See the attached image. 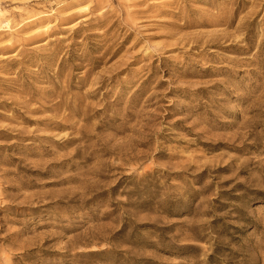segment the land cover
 I'll list each match as a JSON object with an SVG mask.
<instances>
[{
    "label": "rangeland",
    "instance_id": "374dc122",
    "mask_svg": "<svg viewBox=\"0 0 264 264\" xmlns=\"http://www.w3.org/2000/svg\"><path fill=\"white\" fill-rule=\"evenodd\" d=\"M0 14V264H264V0Z\"/></svg>",
    "mask_w": 264,
    "mask_h": 264
},
{
    "label": "bare ground",
    "instance_id": "6f19581e",
    "mask_svg": "<svg viewBox=\"0 0 264 264\" xmlns=\"http://www.w3.org/2000/svg\"><path fill=\"white\" fill-rule=\"evenodd\" d=\"M0 16H1V14H0ZM90 244H92V245H94V246H92V247H94V250L95 251H104V250H109L108 248H95L96 247V244H95V242H93L92 240H87V241H85L84 243H82V245H84V246H88V245H90Z\"/></svg>",
    "mask_w": 264,
    "mask_h": 264
}]
</instances>
